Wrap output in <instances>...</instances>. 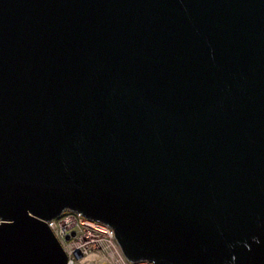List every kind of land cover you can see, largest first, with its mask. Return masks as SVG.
<instances>
[{
  "label": "water",
  "instance_id": "1",
  "mask_svg": "<svg viewBox=\"0 0 264 264\" xmlns=\"http://www.w3.org/2000/svg\"><path fill=\"white\" fill-rule=\"evenodd\" d=\"M68 211L129 264H264V0H0V264H67Z\"/></svg>",
  "mask_w": 264,
  "mask_h": 264
},
{
  "label": "built area",
  "instance_id": "2",
  "mask_svg": "<svg viewBox=\"0 0 264 264\" xmlns=\"http://www.w3.org/2000/svg\"><path fill=\"white\" fill-rule=\"evenodd\" d=\"M82 220L87 223L85 225L89 231L92 230L94 232H98L100 229H102L100 236L105 237L102 234L104 232L107 237L110 236L113 240L114 235L108 227L94 223L92 221L89 222L81 214L68 213L62 218L48 222L47 225L49 226L57 242H59L60 246L63 248L67 256V264H103L106 261V257H104V259L101 258L102 254L99 251L101 247L98 248L97 252V248L86 243L74 245V241L78 239L79 234V232L74 231L80 230L79 224L82 223ZM96 237L97 236H95V238ZM101 237L92 243L97 246V243L99 242L100 244V242L103 240ZM68 238H70L69 241L67 240ZM107 249L108 248L101 249L103 250L102 253L104 254V251H107ZM95 251L97 252L96 254H94ZM78 253L81 255L80 258L77 257ZM126 264L129 263L126 262Z\"/></svg>",
  "mask_w": 264,
  "mask_h": 264
},
{
  "label": "rangeland",
  "instance_id": "3",
  "mask_svg": "<svg viewBox=\"0 0 264 264\" xmlns=\"http://www.w3.org/2000/svg\"><path fill=\"white\" fill-rule=\"evenodd\" d=\"M81 222L82 223L79 224L80 230L74 231V232H79L78 239H76L74 241V245L86 243L90 246H94L95 248H97V252H98V248H100V247H101V249L108 248L107 251H104V254L102 253L103 250H101V249L99 250L100 253L102 254L101 258L104 259V257H106V261L103 264H126L127 261L122 256L120 248L115 243L114 239L112 240L110 236L107 237V235H105L104 232L102 234L105 237H103V236L101 237L100 234H101L102 229H100L98 232H94L92 230L89 231V229H87V227L85 225L87 223H85L83 220ZM94 235L97 237L95 238ZM100 237L103 239L102 242H100V244L98 242L97 246H95L94 243H92V242L99 239ZM98 244H99V246H98ZM97 252L95 251L94 254H96ZM119 255H121V256H119Z\"/></svg>",
  "mask_w": 264,
  "mask_h": 264
},
{
  "label": "clouds",
  "instance_id": "4",
  "mask_svg": "<svg viewBox=\"0 0 264 264\" xmlns=\"http://www.w3.org/2000/svg\"><path fill=\"white\" fill-rule=\"evenodd\" d=\"M68 213H71V212L68 211L67 213H64L63 215H66V214H68ZM113 239H114V238H113ZM67 240L69 241L70 238H68ZM114 241H115V239H114ZM115 243H116V242H115ZM61 248H62V247H61ZM63 251H64V250H63ZM64 253H65V252H64ZM121 254H122V253H121ZM65 255H66V254H65ZM78 255L81 257V255H80L79 253L77 254V257H78ZM80 257H78V258H80ZM123 257H124V256H123ZM66 258H67V256H66ZM124 259H126V258H124ZM126 261H127V260H126Z\"/></svg>",
  "mask_w": 264,
  "mask_h": 264
}]
</instances>
